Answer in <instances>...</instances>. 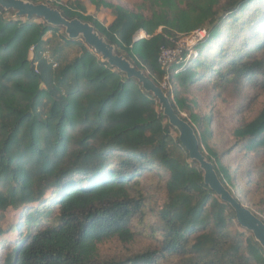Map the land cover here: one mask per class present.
I'll return each mask as SVG.
<instances>
[{
	"label": "trees",
	"instance_id": "obj_1",
	"mask_svg": "<svg viewBox=\"0 0 264 264\" xmlns=\"http://www.w3.org/2000/svg\"><path fill=\"white\" fill-rule=\"evenodd\" d=\"M144 1L147 16L105 3L114 17L107 28L72 8L54 9L90 24L160 88L166 72L157 63L159 49L174 47L166 34L208 29L186 67H170L171 92H163L194 130L222 185L264 223V193L252 202L245 189L264 183V103L252 119L231 128L232 143L218 152L208 143L211 117L194 113L196 102L188 97L196 84L212 85L217 96L232 87L243 106L248 88L264 92V0ZM7 14L15 13L0 8V238L11 232L17 239L0 241V264H264L250 233L245 238L229 230L239 227L233 210L204 185L202 171L150 93L101 62L81 39L59 36L62 45L52 47L48 63L43 37L61 29L38 18L8 20ZM159 27L163 33L155 34ZM232 29L240 30L241 41L227 53L218 40L225 34L226 42ZM140 31L148 38L134 43ZM73 46L80 54L68 60L63 49ZM174 145L183 156L173 154ZM247 155L251 161L244 163ZM144 176L163 187L160 203ZM8 209L21 215L4 228ZM136 220L154 247L124 258L100 257L99 245L134 240Z\"/></svg>",
	"mask_w": 264,
	"mask_h": 264
},
{
	"label": "rangeland",
	"instance_id": "obj_2",
	"mask_svg": "<svg viewBox=\"0 0 264 264\" xmlns=\"http://www.w3.org/2000/svg\"><path fill=\"white\" fill-rule=\"evenodd\" d=\"M27 1V0H24ZM30 2V1H28ZM38 3L35 4H46L52 8L57 6H63L72 8L76 13L80 14L81 16L85 18H91L95 22H97L102 27H109L114 17L111 13V10L105 5L107 4H113L116 6L122 7L126 11H133L137 13H143L144 16H147L149 14V5L144 0H37ZM32 3V2H31ZM245 14V13H244ZM248 15V14H245ZM243 18H245L244 15H242ZM8 20H13L16 18L13 17L10 14H7L5 16ZM36 23H39L38 20H35ZM205 31L208 32V29L205 28ZM138 35L141 37V39H147L148 36L140 31ZM226 32V29H225ZM163 33V27H159L155 34H161ZM171 35H167L168 39H173L172 42L174 44V48L176 47H183L187 43H189L190 38H187V34H177L176 32H170ZM64 31L61 29L59 32H57L53 36L51 32H48L44 37L43 40L47 41L49 43L48 46H46V52L43 53V57L47 59L48 63H52L53 59L51 58L52 55V47L55 48L62 45V42L59 41V36L63 35ZM174 34V36H173ZM65 35V34H64ZM240 35V30L232 29L231 35L228 37V40L224 42L225 34L221 35V39L218 40L222 42L223 49L225 52L229 53L234 46L239 45V42L241 41L238 36ZM235 37H237L235 39ZM235 40V42H233ZM193 47V46H192ZM189 48V52L192 54V52L195 51L196 55V49L194 46L193 48ZM205 49L207 46L204 47ZM65 56L68 60H71L78 56L80 54L79 47H65L63 49ZM198 53V52H197ZM194 55V56H195ZM208 54L204 53V56H207ZM28 60L33 61V55L32 51L28 50ZM186 67V61L183 62ZM37 64L33 63V67L35 68ZM57 67V65H56ZM182 69L179 70L182 71ZM196 72H200L197 68H195ZM36 73V71L34 70ZM172 74V71H168V83H169V76ZM171 88V86H170ZM171 92V91H170ZM216 89L212 85H208L204 87V85L200 86L196 84V87H190L189 92V99L192 101L195 100L196 107L194 110V113L199 115L201 118H204L205 116L211 117V121L209 123L211 132H210V138H209V145L211 148L216 149L218 152L226 149L230 145L231 136L229 131L231 128L237 124L238 122L248 121L249 119H252L259 109L261 108V105L264 103V92H260L259 90H252L250 88L247 89V96H244L243 98V106H238L239 102L236 100V92L234 88L230 87L228 89V92L224 95L217 96ZM183 117H187L185 113H181ZM224 132H228V134H225ZM228 135V136H227ZM227 136V138H225ZM172 137L175 138V134L172 133ZM229 141V143H227ZM232 143V141H231ZM215 144V145H214ZM173 154L175 156L181 157L183 156L181 150L177 147V145L170 147ZM241 161V156L237 155L231 160V164H234L237 166L239 162ZM251 161L250 155L246 156V159L244 163H249ZM258 165V164H257ZM146 184L150 183L151 180L148 179V177L144 176L143 180ZM245 189L250 191L248 199H251L252 202H257L259 195L264 193V183H262L260 186L255 187L253 185H245ZM151 194H154L155 198L157 199L158 203L162 201L163 197V187H160V184L157 180L154 179L153 182H151ZM51 195V190L47 192L46 197H49ZM38 205V204H36ZM34 205V206H36ZM248 205V204H247ZM21 215L20 211H12L11 209H8L6 212H4V217L2 221V226L5 228L9 225H15ZM145 221L148 223L151 221L150 217L148 215L145 216ZM147 227V224L146 226ZM229 230L233 234H243L245 238L248 237V233L243 231L240 227H237L236 225H231ZM132 231L134 233V240L129 244H123L117 240H111L107 241L101 245L98 246V253L99 256L105 259L109 258H124L131 254H137L140 252H143L145 249L153 248L155 245L154 241L151 239L146 232L142 230V225L138 223V221H134ZM16 233L7 232L4 236L0 238V241H6V242H15L16 241ZM3 254V253H2Z\"/></svg>",
	"mask_w": 264,
	"mask_h": 264
},
{
	"label": "water",
	"instance_id": "obj_3",
	"mask_svg": "<svg viewBox=\"0 0 264 264\" xmlns=\"http://www.w3.org/2000/svg\"><path fill=\"white\" fill-rule=\"evenodd\" d=\"M0 8L14 12L16 18L30 20L38 18L46 25L60 28L68 40L81 39L90 48L100 61L107 63L111 68L124 74L127 79H135L146 93H150L157 101L163 117L169 126L177 131L180 146L186 151L190 161L195 162L203 173V183L221 202L230 206L235 215L237 225L245 232L250 233L264 252V223L250 210L240 205L219 181L213 165L207 161L199 150L198 139L192 127L180 118L174 111L168 97L144 72L136 69L125 58L115 53L113 46L100 37L94 28L75 18L65 19L57 9L46 4H34L24 0H0ZM139 32L133 37V42L141 38Z\"/></svg>",
	"mask_w": 264,
	"mask_h": 264
},
{
	"label": "built area",
	"instance_id": "obj_4",
	"mask_svg": "<svg viewBox=\"0 0 264 264\" xmlns=\"http://www.w3.org/2000/svg\"><path fill=\"white\" fill-rule=\"evenodd\" d=\"M206 31L205 30H196L192 32L190 35L187 36V38H190V42L187 43L183 47H176V48H166L161 47L159 49L157 63L160 66L162 70L166 72V75L161 83V89L163 91H170V85L168 83V71L170 67L174 63H183L186 61L190 56L195 55V51L192 52V54L189 52V48L192 46H196L200 42L204 41L206 38ZM192 47V48H193ZM32 51V49H30ZM56 65H53L55 68ZM37 72V71H36Z\"/></svg>",
	"mask_w": 264,
	"mask_h": 264
},
{
	"label": "crops",
	"instance_id": "obj_5",
	"mask_svg": "<svg viewBox=\"0 0 264 264\" xmlns=\"http://www.w3.org/2000/svg\"><path fill=\"white\" fill-rule=\"evenodd\" d=\"M139 33H141V32H139ZM139 36V35H138ZM139 38H140V36H139Z\"/></svg>",
	"mask_w": 264,
	"mask_h": 264
},
{
	"label": "bare ground",
	"instance_id": "obj_6",
	"mask_svg": "<svg viewBox=\"0 0 264 264\" xmlns=\"http://www.w3.org/2000/svg\"><path fill=\"white\" fill-rule=\"evenodd\" d=\"M141 38V37H140Z\"/></svg>",
	"mask_w": 264,
	"mask_h": 264
}]
</instances>
